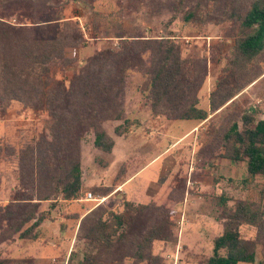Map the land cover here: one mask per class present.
Segmentation results:
<instances>
[{"label": "rangeland", "instance_id": "rangeland-1", "mask_svg": "<svg viewBox=\"0 0 264 264\" xmlns=\"http://www.w3.org/2000/svg\"><path fill=\"white\" fill-rule=\"evenodd\" d=\"M84 1L62 0V5L32 27L36 40L53 39L59 33L82 36L75 48L65 49V57L73 65L55 69L56 79L67 84L96 53L119 52L120 35L168 39L180 48L182 58L205 59L207 74L197 98L198 108L209 111V94L226 77L234 41L242 34L238 22H215L201 16L185 23L181 12L161 8L160 0ZM248 2L240 0L234 7L243 9ZM218 6L229 8L228 0ZM1 21L30 24L8 12ZM248 69L240 82L249 78V84L217 111L208 112L204 121L154 117L147 99L149 77L129 70L122 96L123 118L101 123L113 147L110 152L97 149L93 130L85 134L79 143L81 191L70 201L54 194L50 200H37V186L24 168V156L27 148L48 136V114L11 101L0 116V214L5 207L25 201L36 203V216L42 213L46 218L34 230L35 240L19 238V233L1 222L0 259L6 264H77L88 247L79 239L82 219L97 208L126 213L124 203L130 202L160 209L148 216L149 224L169 219L171 238L151 245V254L160 264H204L212 254L213 240L222 233L219 218L224 214L217 205L219 196L232 210L239 201L264 207V175L245 183V163L222 157L221 139L233 121L240 125V117L246 112L264 120V53ZM124 119L130 127L123 135H116L114 130ZM239 232L243 239L256 242L254 264H264V237L257 239L262 232L247 225Z\"/></svg>", "mask_w": 264, "mask_h": 264}, {"label": "trees", "instance_id": "trees-1", "mask_svg": "<svg viewBox=\"0 0 264 264\" xmlns=\"http://www.w3.org/2000/svg\"><path fill=\"white\" fill-rule=\"evenodd\" d=\"M85 3L84 0H78ZM157 0H151L156 3ZM240 0H228L229 8L219 7L223 0H160L158 5L182 13L188 23L204 16L209 21H236L242 31L231 51L226 77L210 92L209 111L198 108L197 92L207 74L205 59L194 61L181 57L180 48L168 39H143L118 36L119 52L103 50L84 62L66 84L56 79L55 69L72 66L65 57L66 48H75L81 34L71 33L53 39L36 40L32 27L62 0H0V116L11 101H18L48 114V136L27 148L24 168L31 183L37 186V200H50L61 195L75 200L81 191L79 143L93 130V145L110 152L113 141L101 129L104 121L123 118L122 96L126 74L136 70L149 77L147 99L154 117L175 121H204L235 97L250 79L248 66L264 53V0H249L243 9L234 7ZM26 19L30 24H5L4 13ZM208 21V20H205ZM130 127L128 120L115 128L123 135ZM223 158L244 162L246 182L264 175V120L246 112L239 122L233 121L222 136ZM217 205L224 214L222 233L213 240L212 254L204 264H254L255 240L240 236L243 225L257 228V239L264 237V207L239 201L228 209L223 196ZM15 207V211L12 210ZM36 203L25 201L5 207L0 223L21 239L37 238L34 230L46 218L36 216ZM126 213L97 208L87 214L79 226V239L87 251L77 264H160L151 254L154 241H168L169 219L149 224V215L159 208L124 203ZM108 215L109 219H103ZM32 220L25 230L22 227ZM263 234V236H262ZM74 252L71 257L73 258ZM0 264H6L0 259Z\"/></svg>", "mask_w": 264, "mask_h": 264}, {"label": "built area", "instance_id": "built-area-1", "mask_svg": "<svg viewBox=\"0 0 264 264\" xmlns=\"http://www.w3.org/2000/svg\"><path fill=\"white\" fill-rule=\"evenodd\" d=\"M87 197H88V199H90V198H91V194H90V193H88V194H87Z\"/></svg>", "mask_w": 264, "mask_h": 264}, {"label": "crops", "instance_id": "crops-1", "mask_svg": "<svg viewBox=\"0 0 264 264\" xmlns=\"http://www.w3.org/2000/svg\"><path fill=\"white\" fill-rule=\"evenodd\" d=\"M125 188V187H124Z\"/></svg>", "mask_w": 264, "mask_h": 264}]
</instances>
